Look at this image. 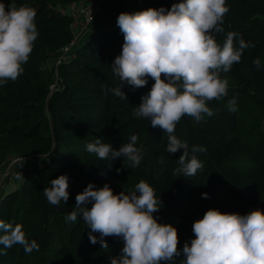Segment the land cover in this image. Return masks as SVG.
I'll return each instance as SVG.
<instances>
[{
    "label": "trees",
    "instance_id": "obj_1",
    "mask_svg": "<svg viewBox=\"0 0 264 264\" xmlns=\"http://www.w3.org/2000/svg\"><path fill=\"white\" fill-rule=\"evenodd\" d=\"M74 1L0 0L6 10L10 3L34 8L38 30L29 60L22 65L23 74L0 86V171L11 157L37 158L22 174L23 181L16 180V187L0 194V220L21 225L29 240L39 245V251L31 253L21 245L7 249L0 245L6 252L0 255V264H111L123 247L122 240L106 237L107 249L93 245L82 217L68 223L65 217L89 183L96 188L111 185L122 161L128 172L137 170V176L111 185L114 194L134 191L140 181L153 187L162 201L153 216L158 223L176 227L179 249L185 242L190 245L195 238L193 223L209 209L240 215L264 210V0H225L229 11L224 32L213 33L217 43L222 46L227 33L235 32L250 46L239 63L220 73L228 81V95L208 102L214 114L199 122L184 116L175 128L174 134L188 143L189 151L193 145L206 148L196 153L203 169L194 177L174 175L183 149L166 152L167 134L147 119L133 117L154 81L148 78L145 87L135 90L124 84L127 99L111 91L120 86L111 65L124 43L117 23L100 24L58 66L49 64L75 37L73 18L64 11ZM125 1L113 2L119 7L118 16L149 8L170 9L181 2L142 0L132 9ZM256 58L261 62L259 69L253 64ZM233 97L235 112L227 107ZM132 135L137 136L134 146L142 155L136 167L124 156L100 160L86 150L97 139L118 150ZM60 175L68 177L69 200L51 205L43 190ZM202 193L210 198H202ZM183 259L181 255L161 264H181Z\"/></svg>",
    "mask_w": 264,
    "mask_h": 264
},
{
    "label": "clouds",
    "instance_id": "obj_2",
    "mask_svg": "<svg viewBox=\"0 0 264 264\" xmlns=\"http://www.w3.org/2000/svg\"><path fill=\"white\" fill-rule=\"evenodd\" d=\"M229 11L225 0H181L170 9L149 8L143 11L122 12L117 25L124 36L121 54L111 67L120 80V86L111 89L115 96L127 99L124 84L133 90L145 87L148 78L154 81L150 91L141 96V103L133 110V117L147 119L153 128L167 134L166 152L183 149L174 175L194 177L203 164L196 153L206 152L200 145L191 147L174 134L182 117L197 122L214 113L208 102L228 95L227 73L239 63L243 50L250 45L239 33L228 32L223 45L213 33H223L224 17ZM36 10L0 2V86L9 80L15 82L23 74L37 40ZM235 42V43H234ZM259 69V58L253 61ZM163 76V78H162ZM237 99L228 101V110H237ZM137 136L114 149L111 143L99 139L86 146L100 160L127 157L136 167L142 159L135 147ZM22 166V164L20 165ZM117 173L120 169L116 170ZM23 181L24 176H16ZM44 195L51 205L67 204L69 182L67 175L50 181ZM202 198H210L202 193ZM91 205V207H89ZM162 201L148 183L140 181L134 191L114 194L109 184L96 188L92 183L77 194L74 210L65 217V223L75 222L81 216L90 229V242L107 249L106 237L122 240L123 247L111 264H161L183 256L181 264H264V210L255 209L245 215L222 213L209 209L202 219L195 221V238L189 245L178 248V233L172 224L158 223L153 213L159 211ZM0 245L4 249L21 245L26 253L39 251L35 240H29L22 226L0 220ZM98 234V235H97ZM6 252L0 249V255Z\"/></svg>",
    "mask_w": 264,
    "mask_h": 264
},
{
    "label": "built area",
    "instance_id": "obj_3",
    "mask_svg": "<svg viewBox=\"0 0 264 264\" xmlns=\"http://www.w3.org/2000/svg\"><path fill=\"white\" fill-rule=\"evenodd\" d=\"M109 2H114V0H76L64 8V11L73 18L75 37L69 45L62 49V55L56 59L55 66H58L92 31L103 24L102 13L105 5ZM125 2L133 9L140 6L142 0H126ZM33 158L34 156L29 158L11 157L7 160L5 167L0 171V194L9 188L13 181L17 180V175L24 173L29 167L27 162ZM21 164L22 166H20Z\"/></svg>",
    "mask_w": 264,
    "mask_h": 264
},
{
    "label": "rangeland",
    "instance_id": "obj_4",
    "mask_svg": "<svg viewBox=\"0 0 264 264\" xmlns=\"http://www.w3.org/2000/svg\"><path fill=\"white\" fill-rule=\"evenodd\" d=\"M117 7L118 6L115 5L113 2H109V4H107V6L104 7V12L102 13V15H103V21H102L103 24H102V26H105V25H109L110 26V23H114L115 21H117L116 17L118 16V13H119V7L118 8ZM104 13H105V15H104ZM108 15L110 17H112V18L104 19ZM55 62H56V60H52V61L49 62V64L53 66V65H55ZM126 158H124V160ZM34 159H37V158L34 157L33 159H30L27 162L28 166L30 164H33L34 163L33 162ZM124 162L125 161L120 162V165L118 167V169H120V172L117 173L116 177L111 182V185L112 186H114L115 183L121 182L122 180H124V181H131L132 179H135V177L137 176V175H135L137 173V170L132 171V172H128V170L126 169L128 167L124 168V166H126V165H124ZM131 169H132V167H131ZM17 184H18L17 181H13L11 183L10 187L12 186V189H13ZM111 185H109V186H111ZM10 187H9V189H11Z\"/></svg>",
    "mask_w": 264,
    "mask_h": 264
},
{
    "label": "crops",
    "instance_id": "obj_5",
    "mask_svg": "<svg viewBox=\"0 0 264 264\" xmlns=\"http://www.w3.org/2000/svg\"><path fill=\"white\" fill-rule=\"evenodd\" d=\"M108 4H109V3H108ZM105 6H107V5H105ZM104 15H105V13H104ZM110 24H111V23H110ZM16 186H17V185H16ZM16 186H15V187H16ZM10 188L12 189V186H11Z\"/></svg>",
    "mask_w": 264,
    "mask_h": 264
}]
</instances>
